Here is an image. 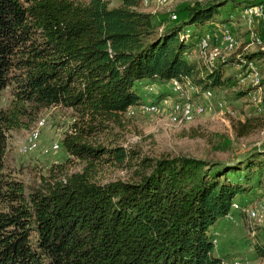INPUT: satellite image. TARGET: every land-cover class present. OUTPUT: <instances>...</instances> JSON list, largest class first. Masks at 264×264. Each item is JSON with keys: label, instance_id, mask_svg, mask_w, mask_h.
<instances>
[{"label": "trees", "instance_id": "obj_1", "mask_svg": "<svg viewBox=\"0 0 264 264\" xmlns=\"http://www.w3.org/2000/svg\"><path fill=\"white\" fill-rule=\"evenodd\" d=\"M111 1L0 0V93L9 87L11 95L0 108V264H219L226 258L214 252V227L232 202L244 206L247 196L264 194V147L227 161L134 160L121 146L87 143L127 107L147 102L144 85L174 79L214 96L234 85L223 71L228 60L207 69L192 58L196 41L206 26L233 20L234 7L260 0L183 4L174 19L143 10L140 0ZM263 57L256 49L237 64ZM51 105L78 117L60 140L67 155L88 164L113 159L133 167L131 176L97 183L84 169L42 190L6 172L7 131L28 128ZM262 121L246 116L232 133L246 136ZM229 144L224 138L217 149ZM252 247L264 257L261 241Z\"/></svg>", "mask_w": 264, "mask_h": 264}, {"label": "rangeland", "instance_id": "obj_2", "mask_svg": "<svg viewBox=\"0 0 264 264\" xmlns=\"http://www.w3.org/2000/svg\"><path fill=\"white\" fill-rule=\"evenodd\" d=\"M206 1L218 0H166L164 3L158 5L152 3L142 9L168 18L169 13L176 14L175 11L183 4ZM114 3L112 0L110 4ZM238 8L240 6L234 7L231 11L236 17L226 22L240 43L232 52L225 51L215 39L219 23L210 24L203 30V33H207L211 38L207 50L216 48L219 51L224 61L218 59L216 62L229 61L223 66L224 75L231 76L232 80L235 79L234 85L222 87L214 96L223 100L221 109L206 112L189 123L175 124L170 120V103H168L173 96L171 94L159 96L161 91L168 90L167 83L149 84L150 88L141 87V98L144 101H150L158 95L160 99L156 102L157 112L148 113L138 105L129 106L116 121H108L107 127L102 131L87 137V143L103 147L121 146L125 151L133 152L134 160L141 156L157 158L162 155H183L212 161H227L233 156L264 147L263 119L261 127L252 130L246 136L235 137L231 130L233 122L256 113L250 96L246 93L235 96V92L251 88V75L247 74L242 65L237 64V60H243L246 53L258 49L255 44L251 43L249 32L255 30L259 33L260 28L255 25L257 21L252 23L254 28H251L252 24L250 26V23L248 25L240 19L236 15ZM191 28L192 26H189V29ZM259 35L264 44V35L262 33ZM197 57L198 54L195 52L192 58L195 60ZM248 65L253 67L257 73L260 84L259 96L263 97L264 57L251 61ZM240 78H243L242 82H239ZM9 89L6 87L0 93V108L5 107L11 98ZM77 118L72 110L59 105H51L40 109L28 128L8 130L6 150L3 156L4 170L20 179L26 189L45 190L54 178L62 180L75 172L81 173L84 169L87 170L89 178L97 183L128 179L133 167H128L125 163L119 164L113 159H107L105 161L94 160V164H88L86 160L64 152L60 146V140L66 132L72 130L71 125ZM39 120L42 121V125L38 128L35 150L20 151L29 131ZM224 138L230 142L229 146L226 149H217L218 144ZM53 141L59 144V148L43 153L41 148ZM56 164H59L58 167H52L50 170L51 166ZM262 200H264V194H254L247 196L245 203L249 206ZM236 216L235 223H225L223 219L219 220L217 226L223 229L224 234L217 236L214 252L228 260L239 259L241 264H264L262 258L254 255L252 247L254 242L262 240L264 224L256 220H251L249 223L240 213ZM217 226L214 229H217Z\"/></svg>", "mask_w": 264, "mask_h": 264}, {"label": "built area", "instance_id": "obj_3", "mask_svg": "<svg viewBox=\"0 0 264 264\" xmlns=\"http://www.w3.org/2000/svg\"><path fill=\"white\" fill-rule=\"evenodd\" d=\"M166 0H140L142 7H147L150 4H161ZM236 15L244 20L246 24L250 23V26L253 22L255 25L259 26L260 30L264 34V0H260L255 4H251L248 6L240 7L236 10ZM169 19H174L175 14L169 13ZM234 14H229V18H233ZM251 28H254L252 24ZM217 35L216 40L221 44V47L227 51L232 52L239 46V41L234 37L232 32L229 29V26L226 23H220L217 26ZM251 43L255 44L258 49H264V44L261 40V36L257 31L251 30L249 32ZM210 36L207 33H203L196 41L195 50L200 58L202 64L210 69L216 60H224L220 56L219 51L216 48H212L211 50H207L208 43L210 41ZM251 61H248L244 66L246 72L250 76L251 88L248 89L246 95L250 96L251 102L257 114H259L264 120V96L260 97V84L259 78L257 77V73L253 67L248 65ZM243 78L239 79V82H242ZM168 91L173 96L172 100L168 101L169 110H170V120L175 124H185L191 122L195 117H198L206 112H210L212 110H219L223 106V100L220 98H215L214 93L210 89H204L200 92L188 85H182L171 79L167 82ZM146 88H150L149 85H144ZM198 92L196 96L192 94ZM143 110L148 113L157 112L158 105L151 101H147L138 105ZM264 123V122H263ZM42 125V121L39 120L35 123L34 127L29 131L26 142L20 147V151L28 152L33 151L36 148V140L38 135V128ZM58 149V143L53 141L48 146L42 147L41 151L43 153H47L49 151H53ZM259 192H261L259 190ZM239 212L246 218V220L250 223L251 220H256L262 224H264V200L256 203H252L251 205L240 206L237 202L231 203V209L222 216V219L228 223L236 222V213ZM219 236V232L214 230L213 232V245L216 244V238ZM261 244L264 245V233L261 240ZM264 262V257H262ZM219 264H241L239 259H221Z\"/></svg>", "mask_w": 264, "mask_h": 264}, {"label": "crops", "instance_id": "obj_4", "mask_svg": "<svg viewBox=\"0 0 264 264\" xmlns=\"http://www.w3.org/2000/svg\"><path fill=\"white\" fill-rule=\"evenodd\" d=\"M144 10V9H143ZM146 11V10H145ZM150 12V11H149ZM256 27H257V25H256ZM258 28H259V26H258ZM218 229V230H217ZM217 229H214V230H217L218 232H219V236L221 235H223L224 234V231H223V229L221 228V227H219L218 228V226H217ZM222 241V240H221Z\"/></svg>", "mask_w": 264, "mask_h": 264}]
</instances>
